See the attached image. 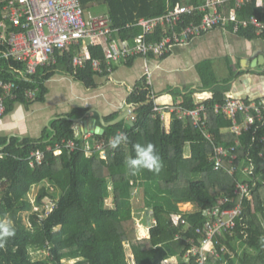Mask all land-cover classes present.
Segmentation results:
<instances>
[{"label":"trees","instance_id":"1","mask_svg":"<svg viewBox=\"0 0 264 264\" xmlns=\"http://www.w3.org/2000/svg\"><path fill=\"white\" fill-rule=\"evenodd\" d=\"M5 1L0 0V21ZM176 2L198 8L206 0H81L87 8L106 5L117 29L115 37L131 45H135V40L143 33V28L138 26L140 19L161 17ZM221 7V11L224 9L225 14H229L231 9L238 8L237 0H225ZM195 12L185 15L174 29L156 28L146 35V39L154 42L163 36L179 33L190 22L199 25L203 12ZM237 15L241 21L255 17L264 23V1L262 5L258 0L242 5L237 9ZM234 25L228 22L225 27L246 40L264 37V32L257 35L255 28L241 27L235 32ZM217 28L223 29H214ZM77 51L83 49L72 48L63 55L58 53L56 64L38 68L37 74L27 82L10 72L12 66L25 70L24 64L0 60V80L18 85L17 99L7 101L6 112L10 113L18 103L30 104L25 97L27 90H37L36 100H43L47 91L45 83L62 69L87 88H95L96 79L107 76L111 69L106 64L103 49L90 48L93 59L103 63L104 73L101 75L93 70L91 61L84 69L74 67L73 58ZM133 59L126 60L130 62L127 65ZM201 79L205 87L203 91L217 84L212 75L205 77L201 74ZM227 90L229 87H216L214 96L205 102L213 141L206 139L191 118L180 119L178 113L172 114L170 132H165L162 113L155 110L157 101L152 99L146 79L136 85L129 99V104L136 108L135 126L121 121L107 127L103 135H95L107 143L117 132H125L129 137L127 144L109 151L107 160L86 156L84 141L79 138L74 122L68 119L53 123L56 136L47 143L44 139L20 142L12 138L10 143L1 139L0 217L7 215L12 219L16 235L0 248V264H129L126 246L131 250L134 264H164L171 259H176L172 264H198L194 256L187 257L192 248L187 242L188 235L201 238L195 232L196 227L213 220L214 210L222 211L238 203L243 205L242 219L238 220L237 228L230 230L222 240L226 252L220 261L209 255L208 264H264V181L252 186L251 200L241 201L235 195L236 185L239 180L248 178L241 172L231 176L225 171H216L210 160L215 145L231 147L237 140L236 135L224 132L232 122L215 111L217 104L225 102ZM2 92L0 88V95ZM184 98L177 105L191 110L198 107L192 94ZM86 112V109H78L73 118H82ZM119 117L120 114L113 116L108 122ZM260 135H264V130ZM253 137L252 133L246 134L242 143L251 152L258 176L264 179V160L259 156L264 144L258 137L253 142ZM71 140L78 143L79 149L73 152L64 149L60 156L48 151L50 146ZM136 143L156 146L163 162L158 173L141 169L133 174L128 169L125 162L134 157L133 145ZM187 145L190 146V156L186 155ZM37 151L45 152L41 165L32 156ZM46 184L57 188L60 199L55 210L40 219L39 213L34 211L30 194L35 187L43 186L36 201L42 206L46 197L54 196ZM109 199L111 204H108ZM224 199L228 201L221 204ZM181 204H191L194 209L185 212ZM136 209L146 211L152 218L146 238H140L137 222L130 216ZM178 216L190 225L182 223L181 219L176 220ZM31 249L48 250L49 258L33 261Z\"/></svg>","mask_w":264,"mask_h":264},{"label":"built area","instance_id":"2","mask_svg":"<svg viewBox=\"0 0 264 264\" xmlns=\"http://www.w3.org/2000/svg\"><path fill=\"white\" fill-rule=\"evenodd\" d=\"M252 0H237V7L251 2ZM264 0H258L262 5ZM225 0H206L201 7L183 5L176 2L174 7L158 18H142L138 26L143 28V33L135 40V45L128 41L117 40L115 37L117 29L110 14L93 15L90 8L84 7L81 0H6L3 6V18L0 21V60L6 59L13 62L22 63L25 70H18L12 66L10 72L18 75L21 81H30L37 74L38 68L50 66L57 63L58 53L65 54L68 50L75 48L83 49L77 51L73 58V65L77 69H84L88 62H92L93 70L99 74L103 73V63L93 59L90 52L91 47H101L104 52L105 61L108 67L112 68L115 63L131 58H148L150 56L163 57L170 53L176 46L187 45L193 40L203 35V33L213 30L215 27L225 26L228 22L234 23V31L241 27L245 29L255 28L257 35L264 32V23L257 18L250 20H239L237 9H231L229 14H225L220 7ZM222 8V7H221ZM203 12V18L199 25L190 22L179 33L171 36H163L158 41H148L146 35L152 33L158 27L174 29L183 20L185 15ZM4 54H7L6 57ZM4 71V70H3ZM147 74L150 70L147 68ZM0 117L5 115L8 107V100L17 99L16 90L18 85L14 82L0 80ZM37 90H27L26 101L33 102L37 97ZM152 99L154 96L152 95ZM155 100V99H154ZM206 101L197 103L196 109H186L181 105L160 106L156 105L155 110L162 113V119L167 113H178L180 119L191 118L196 128L200 129L206 139L213 141V136L209 128ZM218 114L225 115L232 125L225 128L224 132L236 135V144L231 147L215 145L214 152L210 160L214 163L216 171H225L231 176L241 172L248 180H239L236 185L235 195L241 201L251 200L253 197L252 186L258 185L264 179L258 176L257 167L251 152L242 139L248 133L253 134V142L260 139L264 144V135H260L264 130V98L249 103L234 96H227L222 104L215 106ZM241 117V119H240ZM84 150L87 157L97 156L101 160L109 158V142L102 139L92 140L88 135L83 137ZM64 149L73 152L79 149L78 143L74 140L57 143L55 147H48V151H53L55 156L63 153ZM248 151V152H247ZM36 162L41 165L45 158V152L37 151L32 154ZM264 160V150L259 154ZM264 183V182H263ZM55 192V188L51 187ZM51 199V206L45 207V199ZM43 200V205L39 206L34 202V211L39 213L40 219L48 217L57 207L59 199L56 196H48ZM227 199L221 201V204ZM243 205L238 203L232 208L222 211L216 209L213 212L214 219L204 226L196 227V235L187 237V242L192 244L187 257L194 256L198 264H208L209 255L217 261L222 260L226 252V246L222 243L226 234L230 230L237 228L238 220L242 219ZM180 216L176 220H180ZM182 223L187 225V221ZM146 238V237H145ZM198 243V244H197Z\"/></svg>","mask_w":264,"mask_h":264},{"label":"crops","instance_id":"3","mask_svg":"<svg viewBox=\"0 0 264 264\" xmlns=\"http://www.w3.org/2000/svg\"><path fill=\"white\" fill-rule=\"evenodd\" d=\"M216 49L219 51L217 57L211 54H215ZM259 57H263L260 64L251 67V61ZM129 63H115L107 76L96 79L97 85L91 89L65 70L58 71L45 83L47 91L43 100L37 99L28 105L18 103L10 113L0 117V140L7 139L10 143L12 138L20 142L44 139L45 143L50 142L56 136L53 123L61 119L74 122L80 139L88 135L97 140L93 132L95 127L101 126L105 133L109 126L103 127V124H110L108 119L118 114L125 117L123 121L127 124L132 122L135 126L136 108L129 104V99L136 85L144 79L160 106L181 104L188 94H192L196 103L207 101L214 96L218 86L229 87L226 94L243 101L264 98V37L261 36L249 41L229 28H217L187 45L173 47L166 56L134 58L127 65ZM201 74L205 77L212 75L217 84L203 91ZM78 109H86L87 112L82 118H73ZM76 119L81 121L75 122ZM86 121L88 131L84 126ZM163 123L164 131L170 132L171 113L166 112ZM49 135L50 139L46 140Z\"/></svg>","mask_w":264,"mask_h":264},{"label":"clouds","instance_id":"4","mask_svg":"<svg viewBox=\"0 0 264 264\" xmlns=\"http://www.w3.org/2000/svg\"><path fill=\"white\" fill-rule=\"evenodd\" d=\"M5 57L7 54H4ZM129 137L125 132H117L114 137L109 140V147L117 149L122 144H127ZM134 157L126 160V166L133 174L141 169L148 171L159 172L163 167V162L158 154L157 148L153 143L133 145ZM16 235L14 222L5 215L0 217V248L4 247L5 243Z\"/></svg>","mask_w":264,"mask_h":264},{"label":"rangeland","instance_id":"5","mask_svg":"<svg viewBox=\"0 0 264 264\" xmlns=\"http://www.w3.org/2000/svg\"><path fill=\"white\" fill-rule=\"evenodd\" d=\"M90 8V11L93 13V15H100V14H105L108 12V7L106 5H96V6H92V7H89ZM219 51H216L214 52L215 54L211 53L213 56L217 57L218 56V53ZM226 60V59H225ZM232 60V59H231ZM220 66H224L223 64H221ZM219 66V68L221 70H225V67L222 69L221 67ZM227 79V78H226ZM190 153H191V150H190V146L187 145V149H186V155L190 156ZM50 188V192L51 193H54L51 191V187L50 185L46 184L45 187ZM43 186H39V187H35L31 194H30V197L32 199V202H36L37 201V197L39 196V192L41 190ZM55 196L57 198H60V194L57 190V188H55ZM111 199L108 200V204H111ZM51 199L50 198H47L45 199L44 203H45V207L47 206H51ZM181 209L185 212H191L193 211L194 209V206H192L191 204H181L180 205ZM26 215V220H29L27 215L28 214H25ZM130 216H132L133 218H135L136 222H137V226H138V233H139V236L140 238H145V237H148L149 235V229L151 227V223H152V218L151 216H148V214L146 213V211H142L141 209H136V210H133L130 214ZM30 254H31V258L33 261H38V260H47L49 258V251L48 250H37V249H31L30 250ZM126 256H127V260L129 262V264H134L133 262V257H132V253H131V250L128 246H126ZM176 262V259H171V260H167V262H164V264H172V263H175ZM71 263H74L71 262Z\"/></svg>","mask_w":264,"mask_h":264},{"label":"water","instance_id":"6","mask_svg":"<svg viewBox=\"0 0 264 264\" xmlns=\"http://www.w3.org/2000/svg\"><path fill=\"white\" fill-rule=\"evenodd\" d=\"M261 60H263V57H259L257 59H254L253 61H251L250 66L253 67V68H255L258 64H260ZM124 119H125V117L124 116H121L120 118L116 119L115 121L111 122L110 124H105L104 123L103 124V127H107V126H110L112 124L119 123V122L123 121ZM74 121L75 122H79V121H81V119H76ZM129 124L132 127L134 126V124L132 122H130ZM84 126H85L86 131H88L89 129H88V123H87V121L84 122ZM93 132L96 135H103L104 134V129L101 126H97V127H95V129H94Z\"/></svg>","mask_w":264,"mask_h":264}]
</instances>
